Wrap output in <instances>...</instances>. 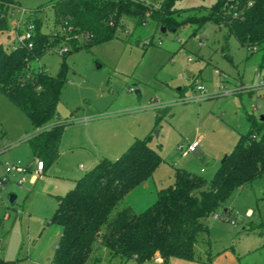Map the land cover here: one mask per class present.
<instances>
[{
    "label": "rangeland",
    "instance_id": "obj_1",
    "mask_svg": "<svg viewBox=\"0 0 264 264\" xmlns=\"http://www.w3.org/2000/svg\"><path fill=\"white\" fill-rule=\"evenodd\" d=\"M13 1L18 7L7 19L9 30L0 33V44L6 50L17 45L16 33L23 31L27 17L40 19L41 33L55 34L49 5L52 0ZM135 1L155 8L163 0ZM216 1L178 0L175 9L181 11L176 19L182 23L174 32L162 33L152 20L136 26L134 20L123 18L124 29H118L108 41L92 46L81 42L75 47L61 45L30 62L31 70L43 69L51 76L64 65L65 84L55 120L68 125L63 132L58 167H49L38 175L36 185L27 183L29 173H11L0 189V264H47L52 259L61 231L52 223V217L58 195L66 191L58 190L60 173L71 172L75 163L74 171L79 175L87 171L81 170L77 161L90 141L109 137L110 142L130 145L134 139L152 136L150 146L159 151L162 162L146 181L149 189L143 195L152 193L154 197L148 207L160 189L173 183L174 169L210 180L239 137L248 132V118L264 128L260 120L264 118V75L260 69L263 51H248L228 35L223 25L207 22L197 28L195 24ZM37 9L41 11L35 13ZM189 18H193L190 23ZM63 47L68 52L61 56ZM198 86L204 88L206 96L202 100L177 103L198 95ZM221 86L233 93L218 95ZM156 98L170 106L165 110L151 108L150 100ZM85 117L90 121L80 123ZM34 131L24 113L0 93V177L6 165L30 167L34 173L36 159L28 144ZM197 139L201 145L186 155L187 146ZM72 147L76 150L70 151ZM20 180L24 182L21 186ZM139 192L126 195L109 219L134 199L140 200ZM10 196H15L14 203L9 202ZM226 209L235 226L210 217L208 235L194 248L196 260L206 251L212 262L230 252L238 264H264V174L236 191ZM206 238L209 245L204 243ZM84 264L120 261L111 259L96 241Z\"/></svg>",
    "mask_w": 264,
    "mask_h": 264
},
{
    "label": "trees",
    "instance_id": "obj_2",
    "mask_svg": "<svg viewBox=\"0 0 264 264\" xmlns=\"http://www.w3.org/2000/svg\"><path fill=\"white\" fill-rule=\"evenodd\" d=\"M177 1L163 0L154 8L135 0H52L55 34L41 33L40 19L28 17L34 25L31 49L17 44L8 51L0 44V93L32 123L35 132L28 144L34 159L44 167L55 163L68 123L55 120L65 84L64 65L51 76L43 69L31 70L30 62L61 45L108 41L124 29L123 18L134 20L136 26L152 20L158 27L176 31L182 23L176 19L181 11L175 9ZM17 7L12 0H0V33L9 30L7 11ZM207 22L226 27L228 35L248 51L262 50L260 69L264 70V0H217L195 24L199 28ZM248 121V132L239 137L210 180L174 169L173 183L160 189L141 212L126 207L109 219L115 206L149 180L162 162L159 151L150 146L152 136L136 139L115 160L98 162L58 197L52 223L60 227V238L48 264H84L96 241L121 264L201 262L194 248L208 235L210 217L226 216L232 195L264 174V128ZM204 243L209 245L207 238ZM206 256L208 261V251Z\"/></svg>",
    "mask_w": 264,
    "mask_h": 264
},
{
    "label": "crops",
    "instance_id": "obj_3",
    "mask_svg": "<svg viewBox=\"0 0 264 264\" xmlns=\"http://www.w3.org/2000/svg\"><path fill=\"white\" fill-rule=\"evenodd\" d=\"M14 3H16V2H14ZM17 6H18V4H17ZM178 90H180V89H178ZM85 118H87V117H85ZM88 121H90V120L80 121V123L81 122L88 123ZM88 128H89V126H87L86 130ZM62 137H63V134H62ZM62 137H61V140H60V145H61ZM98 138H100V137L98 136ZM101 139H104V140H99L98 139L97 142L90 141L89 148L88 149H83L82 151H84V152L79 154L80 159L77 162L80 163L79 164V168L81 170H83V169L85 170V168H87L86 170L88 171L92 167H94V165H96L98 162H100L102 160H108V158H110V159L111 158H116V157L118 158L136 140V139H134V141L129 145V143L123 144L122 142H116V141L110 142V140H109L110 138L109 137L107 139L106 138H101ZM200 145H201V143H200ZM69 150L72 151V150H76V149H75V147H72ZM60 156H61V154H60V147H59V157L57 158L55 163H53L49 167H52V166L53 167H56V166L58 167V165L60 163L59 162ZM110 161H112V160H110ZM82 162H84L85 165H83ZM75 166H76V163L74 165V168L72 169L73 171L71 170V172L60 173V178L61 179L58 181L60 183V187H58V190H62V189L66 188V191H65V193H66L68 190H70V189H72L74 187L76 180L78 178H80L86 172L85 171L82 175H79L80 174L79 172L77 173L76 171H74L75 170ZM49 167H44L41 173H44L46 171V169L49 168ZM27 177H29L28 180H27L28 181L27 183L29 185H36V183L38 181V176H35L34 173L32 174L30 169H29V176H27ZM137 189H139V190H137ZM148 189H149L148 184H146V182H144L143 184H141L140 186L135 188L133 191L128 193L127 195H132L133 196L134 195L133 193H135L137 191H140L139 192L140 194H138V197H139L140 200L137 201L135 199L134 200L132 199L133 201H132V203H130V205H128V207L131 208L135 212H141V210L143 211L144 208H147L148 202H151L153 200L152 198H154L152 193H151V195H148V196L147 195L146 196L143 195V193L147 192ZM64 194L58 195V197L62 196ZM227 213H228V210L226 212V216H227ZM215 221H219V220L215 219ZM209 222H210V220H209ZM227 224H230V223H227ZM209 229H210V223H209ZM207 258H208L207 256L206 257H202V261L201 262H199V261H196V262L200 263V264H238V262L236 261V258L234 257V254L230 253V252H226L224 254V256L215 258L213 260V262H212L211 256H210V259L208 261H207ZM179 261L181 262L182 260L170 259L169 260V264L170 263H178Z\"/></svg>",
    "mask_w": 264,
    "mask_h": 264
},
{
    "label": "built area",
    "instance_id": "obj_4",
    "mask_svg": "<svg viewBox=\"0 0 264 264\" xmlns=\"http://www.w3.org/2000/svg\"><path fill=\"white\" fill-rule=\"evenodd\" d=\"M17 9V8H16ZM12 9L11 11L7 12L8 18L12 15L13 13ZM22 16V15H21ZM28 18V17H27ZM25 19V21L23 22V31H18L17 37H18V43L17 44H24L26 45V47L28 49L32 48V39H33V35H34V25L33 23L29 20V19ZM19 23L21 20H18ZM20 29V28H19ZM15 47V46H14ZM14 47L12 49H14ZM68 51V49L66 47H63L60 49L59 53L63 54L66 53ZM189 60H191L189 58ZM215 74H218L217 71L214 72ZM262 75H264V70H262ZM260 76V75H259ZM197 92L199 93L198 95H194L191 96L189 98H183L178 100L177 103H185V102H189V101H199L202 100L206 95L204 93V88L202 86H198L196 88ZM219 94L220 96H227L230 95L231 93H233L232 91L224 88V87H220L219 89ZM170 106V104H165L163 102L160 101L159 98L156 99H151L150 100V107L151 108H155V109H166ZM87 118H84L83 121H87ZM201 140L197 139L195 140L193 143L189 144L186 148V155L189 153L194 152L199 146H200ZM44 168L43 162L40 160L36 159V168L34 171L35 176H38L39 174H41L42 170ZM11 173H15V174H28L29 173V167H21L20 165H6L5 167V173L2 177H0V189L2 188V186L4 185V183L7 182L8 180V175ZM23 180L19 181V185H23ZM212 218L216 219V220H221L224 221L226 223H230L231 225H235L233 221H231L227 216H220V215H213ZM158 260V258H156V261Z\"/></svg>",
    "mask_w": 264,
    "mask_h": 264
},
{
    "label": "water",
    "instance_id": "obj_5",
    "mask_svg": "<svg viewBox=\"0 0 264 264\" xmlns=\"http://www.w3.org/2000/svg\"><path fill=\"white\" fill-rule=\"evenodd\" d=\"M165 31H166V29L162 27V28H161V32L164 33ZM172 31L174 32V30H172ZM260 120H261V121H264V118L261 117ZM226 157H227V156H224V158L221 160V163L224 162V160L226 159ZM14 200H15V196H10V198H9V202H10V203H13Z\"/></svg>",
    "mask_w": 264,
    "mask_h": 264
}]
</instances>
